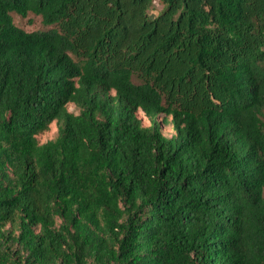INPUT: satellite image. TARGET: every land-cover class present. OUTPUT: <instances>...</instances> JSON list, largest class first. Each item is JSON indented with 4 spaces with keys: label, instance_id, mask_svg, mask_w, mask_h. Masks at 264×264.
Returning <instances> with one entry per match:
<instances>
[{
    "label": "trees",
    "instance_id": "trees-1",
    "mask_svg": "<svg viewBox=\"0 0 264 264\" xmlns=\"http://www.w3.org/2000/svg\"><path fill=\"white\" fill-rule=\"evenodd\" d=\"M0 264H264V0H0Z\"/></svg>",
    "mask_w": 264,
    "mask_h": 264
},
{
    "label": "rangeland",
    "instance_id": "rangeland-1",
    "mask_svg": "<svg viewBox=\"0 0 264 264\" xmlns=\"http://www.w3.org/2000/svg\"><path fill=\"white\" fill-rule=\"evenodd\" d=\"M162 9V5L159 4L157 1H155L152 5V8L149 11L150 15H157V13ZM13 22L14 24L23 29L26 32H33V31H39V30H49L51 28L44 26L41 22V18L39 16L28 14L27 17L22 18L16 14H12ZM68 110L70 112L77 113V110L74 108L72 104L68 105ZM139 116L142 118V115L139 114ZM143 125H149V122L142 118ZM165 132H168V128L165 129ZM56 136V126L52 124L47 132L37 137L38 141L40 143L46 142L47 140L53 139Z\"/></svg>",
    "mask_w": 264,
    "mask_h": 264
}]
</instances>
